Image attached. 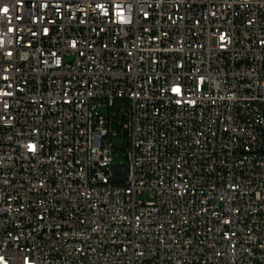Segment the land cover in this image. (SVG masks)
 Listing matches in <instances>:
<instances>
[{
	"label": "built area",
	"instance_id": "built-area-1",
	"mask_svg": "<svg viewBox=\"0 0 264 264\" xmlns=\"http://www.w3.org/2000/svg\"><path fill=\"white\" fill-rule=\"evenodd\" d=\"M0 264H264V0H0Z\"/></svg>",
	"mask_w": 264,
	"mask_h": 264
},
{
	"label": "rangeland",
	"instance_id": "rangeland-1",
	"mask_svg": "<svg viewBox=\"0 0 264 264\" xmlns=\"http://www.w3.org/2000/svg\"><path fill=\"white\" fill-rule=\"evenodd\" d=\"M100 113L102 114H106L105 111H100ZM125 138H123L122 136H118L114 139L113 144L115 146V148L117 149V151L115 152V154L113 155V161L116 164H123L124 162V156H123V147L125 145ZM138 199H147V194L143 193L141 196H138Z\"/></svg>",
	"mask_w": 264,
	"mask_h": 264
},
{
	"label": "water",
	"instance_id": "water-1",
	"mask_svg": "<svg viewBox=\"0 0 264 264\" xmlns=\"http://www.w3.org/2000/svg\"><path fill=\"white\" fill-rule=\"evenodd\" d=\"M117 174L120 175V177H117ZM126 172L121 169L120 164H114L113 165V177L112 180L115 182H121L125 177Z\"/></svg>",
	"mask_w": 264,
	"mask_h": 264
},
{
	"label": "snow or ice",
	"instance_id": "snow-or-ice-1",
	"mask_svg": "<svg viewBox=\"0 0 264 264\" xmlns=\"http://www.w3.org/2000/svg\"><path fill=\"white\" fill-rule=\"evenodd\" d=\"M5 11H7V9H5ZM173 91H179L178 87L173 88Z\"/></svg>",
	"mask_w": 264,
	"mask_h": 264
}]
</instances>
